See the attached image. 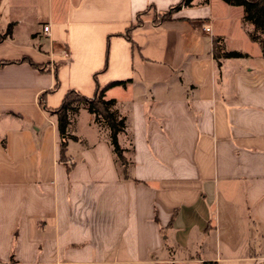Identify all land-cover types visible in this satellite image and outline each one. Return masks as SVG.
Returning <instances> with one entry per match:
<instances>
[{"label":"crops","instance_id":"crops-1","mask_svg":"<svg viewBox=\"0 0 264 264\" xmlns=\"http://www.w3.org/2000/svg\"><path fill=\"white\" fill-rule=\"evenodd\" d=\"M180 1L0 0V264H264L262 47L223 0L151 10L127 38ZM215 37L244 56L219 66ZM118 80L127 164L84 106L62 160L40 96L58 108Z\"/></svg>","mask_w":264,"mask_h":264},{"label":"trees","instance_id":"trees-1","mask_svg":"<svg viewBox=\"0 0 264 264\" xmlns=\"http://www.w3.org/2000/svg\"><path fill=\"white\" fill-rule=\"evenodd\" d=\"M208 1V0H206ZM226 3L233 6H243L245 9L244 20L251 23L254 26L253 31L250 32V37L253 41L260 43L264 56V0H223ZM193 0H181L178 4L170 7L168 10L157 12L154 6H150L145 11L138 13L136 20L127 29L126 36L132 40V30L143 23V16L154 11V22L160 24L163 21L173 19V15L178 12L183 6H190ZM14 23L8 25L4 32L0 31V43L6 38L12 36ZM214 56L218 61V65H222L223 58L242 57L244 54L240 51L232 50L228 51L225 48L224 41L221 37L214 38ZM12 61H3L1 65L11 63ZM33 65L39 67V65L31 62ZM42 69H44L42 67ZM128 80L112 81L104 87H98L93 97H88L82 94L80 91L71 89L67 92L62 104L58 108H49L46 105L45 97L48 92H44L40 96V104L48 111L57 115L58 129L62 137L61 142V158L67 159V145L69 138H75L68 133V128L71 123L73 115L79 113L80 109L84 106L93 115L96 122L105 124L111 130V143L113 150L117 157L121 160L123 165L127 164V158L125 151L119 143V133L126 128V118L121 116L120 113L114 108L116 100L107 99L106 91L115 85H125ZM58 87V83L55 85V90Z\"/></svg>","mask_w":264,"mask_h":264},{"label":"rangeland","instance_id":"rangeland-1","mask_svg":"<svg viewBox=\"0 0 264 264\" xmlns=\"http://www.w3.org/2000/svg\"><path fill=\"white\" fill-rule=\"evenodd\" d=\"M209 1V0H208ZM212 2H214L215 0H211ZM242 9H243V11H244V14H245V9H244V7L242 6ZM241 8H237L236 10H235V12H234V15H231V20H232V27H231V33L230 34H232L233 36H234V38L233 37H231V42H232V44H234V45H239V46H245V47H248V42H247V40L244 38H241V37H237V32H238V30L240 29V27L238 26V17H239V15L241 14ZM241 17V16H240ZM242 19H244V18H242ZM244 21V20H243ZM247 24H249V26H250V24L251 23H249V22H246ZM254 27V26H253ZM254 29V28H253ZM251 31H253V30H251ZM250 31V32H251ZM250 35V34H249ZM236 36V37H235ZM251 38V37H250ZM251 40H252V38H251Z\"/></svg>","mask_w":264,"mask_h":264},{"label":"built area","instance_id":"built-area-1","mask_svg":"<svg viewBox=\"0 0 264 264\" xmlns=\"http://www.w3.org/2000/svg\"><path fill=\"white\" fill-rule=\"evenodd\" d=\"M44 29H45L46 31H48V30H49V26H48V25H47V26H45V27H44ZM206 29H207V30H210V27H209V26H207V27H206Z\"/></svg>","mask_w":264,"mask_h":264}]
</instances>
